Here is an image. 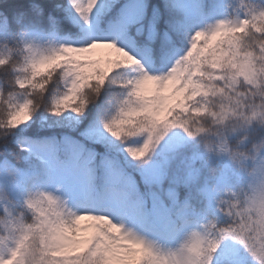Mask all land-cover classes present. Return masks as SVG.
Masks as SVG:
<instances>
[{"label":"clouds","instance_id":"clouds-1","mask_svg":"<svg viewBox=\"0 0 264 264\" xmlns=\"http://www.w3.org/2000/svg\"><path fill=\"white\" fill-rule=\"evenodd\" d=\"M206 2L211 10L187 21L170 64L153 71L114 41L75 44L81 38L71 34L39 52L23 40L0 41V148L11 143L16 160L23 156L17 131L38 112L82 115L103 93L106 130L124 154L143 160L134 152L154 154L165 127L179 118L175 106L158 118L172 82L171 95L183 88L187 98L213 97L211 107L199 109L208 116L193 127L235 168V179L218 191L208 214L172 229V239L84 210L62 188V207L54 212L43 189L25 187L13 196L0 187V264H264V0ZM94 4L66 0L65 7L82 18ZM100 48L108 55L96 57Z\"/></svg>","mask_w":264,"mask_h":264},{"label":"snow or ice","instance_id":"snow-or-ice-1","mask_svg":"<svg viewBox=\"0 0 264 264\" xmlns=\"http://www.w3.org/2000/svg\"><path fill=\"white\" fill-rule=\"evenodd\" d=\"M193 3L192 11L183 14L170 0L167 6L159 0H95L91 14L84 12L81 18L65 7L66 0H18L9 10L0 12V41L23 40L39 52L44 46L53 47L56 41L52 36L46 38L41 30L46 27L53 33L62 28L81 38L74 40L75 44L91 39L114 41L153 71L170 64L176 46L182 43L187 21L211 10L206 0ZM77 7L82 5L78 2ZM107 55L105 48L95 53L98 58ZM153 63L155 68L151 67ZM174 87L172 82L166 85L167 99L158 118L173 106V115L179 118L165 127L154 154L144 156L146 149L134 152L143 157L139 161L124 154L126 150L106 130L111 125L103 119V93L100 103L91 105L82 115L69 112L56 117L38 112L30 126L18 130L14 139L19 138L23 156L18 161L10 154L11 143L0 148V187L13 196L25 187L43 189L54 212L62 207L57 198L62 188L63 195L84 210L107 212L114 220L123 218L172 239V229L208 214L218 191L235 179L228 155L214 144L206 146L207 134L193 127L208 116L207 111L201 114L199 109L211 107L213 97L205 100L200 94L187 98L183 88L171 95ZM193 91L188 89V93ZM144 94L150 96L151 89H145ZM250 131L254 137L255 130ZM228 139L233 142L235 137ZM13 178L15 186L11 184ZM130 236L134 238L135 234ZM83 247L75 250L80 252Z\"/></svg>","mask_w":264,"mask_h":264},{"label":"trees","instance_id":"trees-1","mask_svg":"<svg viewBox=\"0 0 264 264\" xmlns=\"http://www.w3.org/2000/svg\"><path fill=\"white\" fill-rule=\"evenodd\" d=\"M17 2H18V0H0V12H4L6 10H9ZM44 3H53V0H44ZM159 3L164 4L165 0H159ZM53 6H55V5L53 4ZM70 23H72L74 27H79V25H77L74 21H70ZM41 31H42L43 35L49 33L46 30V27L43 28ZM54 33H56L60 36H68V37L71 36V33L63 30L62 28L57 29ZM99 103H100V101L97 102V104H99Z\"/></svg>","mask_w":264,"mask_h":264},{"label":"rangeland","instance_id":"rangeland-1","mask_svg":"<svg viewBox=\"0 0 264 264\" xmlns=\"http://www.w3.org/2000/svg\"><path fill=\"white\" fill-rule=\"evenodd\" d=\"M170 2L172 3V5L175 8V10L178 11L179 13L188 14L194 8L193 0H170ZM44 36L46 38L49 37V36H52L55 39H67V38H70L68 36H60V35H58V34H56L54 32L53 33L44 34Z\"/></svg>","mask_w":264,"mask_h":264}]
</instances>
